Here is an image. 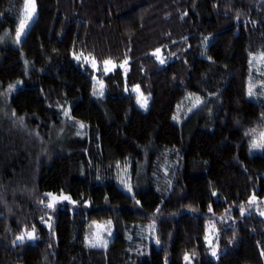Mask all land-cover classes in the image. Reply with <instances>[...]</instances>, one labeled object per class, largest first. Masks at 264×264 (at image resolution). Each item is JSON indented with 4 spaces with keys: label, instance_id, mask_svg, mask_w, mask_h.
Here are the masks:
<instances>
[{
    "label": "trees",
    "instance_id": "16d2710c",
    "mask_svg": "<svg viewBox=\"0 0 264 264\" xmlns=\"http://www.w3.org/2000/svg\"><path fill=\"white\" fill-rule=\"evenodd\" d=\"M35 1L12 46L0 0V264H264V0Z\"/></svg>",
    "mask_w": 264,
    "mask_h": 264
},
{
    "label": "rangeland",
    "instance_id": "374dc122",
    "mask_svg": "<svg viewBox=\"0 0 264 264\" xmlns=\"http://www.w3.org/2000/svg\"><path fill=\"white\" fill-rule=\"evenodd\" d=\"M35 5H36V1H35ZM25 6H24V10L22 11V17L20 20V23L22 20H25ZM37 18V6H36V11L35 13L32 15L31 19L26 20V27L24 28L19 41H17L16 39V34L11 35L10 33H7L4 35L2 41H1V45H5V44H9L12 46H16L19 45L22 40L24 39V37L26 36V34L28 33L29 29L31 28V26L33 25V23L35 22ZM19 23V26H20ZM19 29V28H18ZM252 75H253V79L250 83V89L251 90V95L250 98L256 101H259L261 103H264V56H257L254 59V64L252 67ZM98 89L101 90V86H96L95 85V91H94V96L100 95L101 92L98 91ZM135 93L137 94V102L138 105L140 107V109L143 112H147L148 108H149V100L144 97L143 95L140 94V92L138 90H135ZM146 101V103H145ZM4 114V113H3ZM71 124V123H70ZM76 133L75 135L79 136L82 135V133L84 132V127H81L80 124H78L75 127ZM262 133V132H260ZM257 133L254 137V139H258L259 138V134ZM253 139V140H254ZM262 149H258V148H253L252 152L253 153H260ZM129 176H128V168L123 169L122 171H120L119 173V182L123 185V186H129ZM49 198H50V202L48 203L51 204L52 206L50 207L51 209H54L55 206L60 205L61 207L66 206L67 204H71L72 200L71 199H63L62 197H68L67 195H54V194H48ZM260 204L257 200H253V202L251 203V207L249 209L255 211L258 214H261L264 212V209H260L259 205ZM49 216H51V214H49ZM50 222L47 220L46 221V225H49ZM111 234V230L109 225L107 224H98L95 227V231L92 233V235L88 238L87 242L90 246H92V244H97V246L95 247H104V246H100L101 243L107 244V242L110 240V235ZM25 236L24 240L21 241L18 238L16 239V244L18 243H22L24 241H29V242H36V240L38 239V235L34 232V238H29L26 233L22 234ZM21 236V235H20ZM211 241V239H207V243H209ZM209 247H210V243H209ZM186 263H188V261L186 260Z\"/></svg>",
    "mask_w": 264,
    "mask_h": 264
},
{
    "label": "snow or ice",
    "instance_id": "6c2138e0",
    "mask_svg": "<svg viewBox=\"0 0 264 264\" xmlns=\"http://www.w3.org/2000/svg\"><path fill=\"white\" fill-rule=\"evenodd\" d=\"M36 11V5H35V0H25V20H22L21 23H20V26H19V29L17 31V34H16V39L17 41H19L20 39V36L24 30V28L26 27V20L28 19H31L32 15L35 13ZM159 49L156 50V55H157V58L159 59ZM161 63H164L163 59L160 60ZM105 63H108L107 61ZM11 87V86H10ZM251 90L249 91V95H251ZM146 103V101H145ZM67 114V113H66ZM81 127H83V125H81ZM251 147L253 148H258V149H262L264 150V132L260 133L259 134V138L258 139H254L252 141V144H251ZM130 190V189H129ZM63 199H70L69 197H62ZM253 199H255V197H253ZM139 203V202H138ZM52 205L49 204V207H51ZM211 210V208L209 209ZM262 215H264V213H261ZM26 235L29 237V238H34V230L33 232H29V233H26ZM25 238L24 235H21L18 237L19 240L23 241ZM158 242V241H157ZM93 247L97 246V244H92ZM100 246H105L106 247V244L104 243H101ZM213 256L216 255V252L213 251L212 253ZM187 259V257H186Z\"/></svg>",
    "mask_w": 264,
    "mask_h": 264
}]
</instances>
